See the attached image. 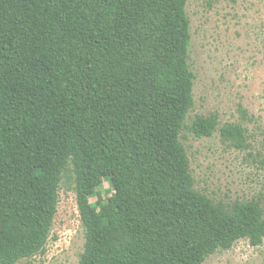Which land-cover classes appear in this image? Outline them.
<instances>
[{
	"label": "trees",
	"instance_id": "1",
	"mask_svg": "<svg viewBox=\"0 0 264 264\" xmlns=\"http://www.w3.org/2000/svg\"><path fill=\"white\" fill-rule=\"evenodd\" d=\"M185 4L0 0V264L43 250L69 166L77 264H202L238 239L263 242L258 204L226 208L194 188L179 140L194 104ZM217 124L196 116L190 130ZM219 131L244 146L240 124Z\"/></svg>",
	"mask_w": 264,
	"mask_h": 264
},
{
	"label": "rangeland",
	"instance_id": "2",
	"mask_svg": "<svg viewBox=\"0 0 264 264\" xmlns=\"http://www.w3.org/2000/svg\"><path fill=\"white\" fill-rule=\"evenodd\" d=\"M185 10L190 21L187 61L194 74V104L179 140L194 188L226 208L254 202L264 214V0H186ZM210 115L217 119L216 130L207 137L195 136L190 130L194 118ZM225 124L241 125L243 147L222 138L219 130ZM97 190L104 199L111 194L107 181ZM58 193L57 212L43 250L16 264L78 263L85 232L70 166ZM202 264H264V240L253 246L238 239L229 249L208 255Z\"/></svg>",
	"mask_w": 264,
	"mask_h": 264
}]
</instances>
